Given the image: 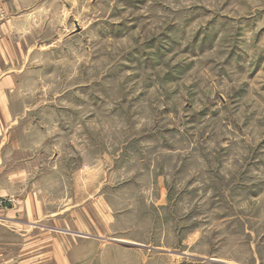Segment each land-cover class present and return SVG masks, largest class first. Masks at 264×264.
Masks as SVG:
<instances>
[{
	"label": "rangeland",
	"instance_id": "1",
	"mask_svg": "<svg viewBox=\"0 0 264 264\" xmlns=\"http://www.w3.org/2000/svg\"><path fill=\"white\" fill-rule=\"evenodd\" d=\"M16 12L0 174L44 155L45 264H264V0H0V25Z\"/></svg>",
	"mask_w": 264,
	"mask_h": 264
},
{
	"label": "crops",
	"instance_id": "2",
	"mask_svg": "<svg viewBox=\"0 0 264 264\" xmlns=\"http://www.w3.org/2000/svg\"><path fill=\"white\" fill-rule=\"evenodd\" d=\"M33 16V13L26 12L20 14L16 12L9 15V18L0 25V28L3 29L0 36H7L8 32L14 31L13 35L16 36V33H18L20 38L25 39V36L29 34L26 31L27 28H31L29 24L32 23ZM18 21H23V24L18 29L15 28L16 30H12L13 24ZM30 51L31 53L34 52L32 48ZM15 53L16 51L12 52L9 61L13 62L16 60V63H18V58ZM13 81L3 80L1 84H13ZM7 145L4 147H7ZM9 145L11 149H20L16 141L10 142ZM43 156L41 155L39 158L35 157V159L33 156L31 158L32 168L30 169H15L8 174H0V198L11 201L8 207L0 209V211L7 213L3 219L7 223L2 224L0 227L6 229L8 233L7 240H0V264H45L48 260L46 257L48 254L45 253L44 249H40V247L43 248L48 242H58V240H33L29 234V231L34 226L33 224L38 225L39 222L37 221H41L42 219L47 220V214L51 213L46 206V199L43 198L44 196L42 194L44 179L39 180L41 174L45 172L42 164L45 161L42 158ZM9 163H11V160H9ZM1 165H3V162ZM15 166H17L16 168H22L20 162H15L12 167L14 168ZM50 180L55 181V179ZM55 225L53 227L58 228V225ZM36 244L39 245V250L37 253H32V246ZM60 263L63 264L62 261Z\"/></svg>",
	"mask_w": 264,
	"mask_h": 264
},
{
	"label": "water",
	"instance_id": "3",
	"mask_svg": "<svg viewBox=\"0 0 264 264\" xmlns=\"http://www.w3.org/2000/svg\"><path fill=\"white\" fill-rule=\"evenodd\" d=\"M77 28H78V27H77ZM113 241L119 242V243H121V244L123 243V242H121L120 240H113Z\"/></svg>",
	"mask_w": 264,
	"mask_h": 264
},
{
	"label": "bare ground",
	"instance_id": "4",
	"mask_svg": "<svg viewBox=\"0 0 264 264\" xmlns=\"http://www.w3.org/2000/svg\"><path fill=\"white\" fill-rule=\"evenodd\" d=\"M34 210V209H33Z\"/></svg>",
	"mask_w": 264,
	"mask_h": 264
}]
</instances>
